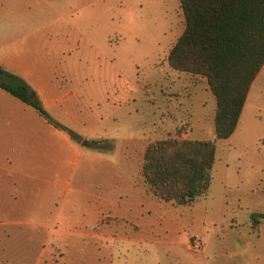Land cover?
I'll return each instance as SVG.
<instances>
[{"label":"rangeland","instance_id":"1","mask_svg":"<svg viewBox=\"0 0 264 264\" xmlns=\"http://www.w3.org/2000/svg\"><path fill=\"white\" fill-rule=\"evenodd\" d=\"M0 7V22L11 7L16 20L48 22L46 41L34 45L80 90L76 140L87 141L64 203L52 201L46 218L32 211L37 186H0V264H264V216L250 217L264 213L262 74L232 132L216 138L204 77L165 60L183 28L178 0H0ZM98 135L105 138H86ZM167 136L214 141L195 213V200H157L139 175L144 144Z\"/></svg>","mask_w":264,"mask_h":264},{"label":"trees","instance_id":"2","mask_svg":"<svg viewBox=\"0 0 264 264\" xmlns=\"http://www.w3.org/2000/svg\"><path fill=\"white\" fill-rule=\"evenodd\" d=\"M183 28L169 47L170 69L204 77L214 97L216 138L233 130L248 87L264 61V0H178ZM0 87L46 116L20 77L0 67ZM214 141L167 136L144 144L139 175L157 200L189 205L205 193ZM264 213L250 214L253 221Z\"/></svg>","mask_w":264,"mask_h":264},{"label":"crops","instance_id":"3","mask_svg":"<svg viewBox=\"0 0 264 264\" xmlns=\"http://www.w3.org/2000/svg\"><path fill=\"white\" fill-rule=\"evenodd\" d=\"M5 11L7 19L0 22L3 29L0 32V67L20 77L34 90L46 116L0 87V186H37L35 193L40 195V200L31 209L46 218L52 201L60 198L61 205L64 203L78 154L85 146L76 140L80 135L75 127L80 122L75 110L81 93L78 88L65 84L63 70L49 67L47 52L34 45L46 41L47 34L43 31L48 22L16 20L13 7ZM263 69L264 61L251 81L245 99L258 76L264 77ZM79 192L78 187L72 189V197ZM196 201L191 205L192 213L199 209ZM4 209L0 205V213Z\"/></svg>","mask_w":264,"mask_h":264},{"label":"water","instance_id":"4","mask_svg":"<svg viewBox=\"0 0 264 264\" xmlns=\"http://www.w3.org/2000/svg\"><path fill=\"white\" fill-rule=\"evenodd\" d=\"M82 144H83V145H86V144H87V141H86V140H83V141H82Z\"/></svg>","mask_w":264,"mask_h":264}]
</instances>
